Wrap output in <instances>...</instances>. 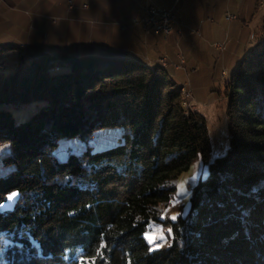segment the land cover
I'll return each instance as SVG.
<instances>
[{
  "label": "trees",
  "instance_id": "trees-1",
  "mask_svg": "<svg viewBox=\"0 0 264 264\" xmlns=\"http://www.w3.org/2000/svg\"><path fill=\"white\" fill-rule=\"evenodd\" d=\"M254 34L239 36L229 147L213 157L206 117L181 94V57L0 32V159L12 166L0 173V264H264V28ZM201 160L209 173L190 201L159 212ZM153 221L167 236L156 249Z\"/></svg>",
  "mask_w": 264,
  "mask_h": 264
},
{
  "label": "crops",
  "instance_id": "crops-1",
  "mask_svg": "<svg viewBox=\"0 0 264 264\" xmlns=\"http://www.w3.org/2000/svg\"><path fill=\"white\" fill-rule=\"evenodd\" d=\"M256 1L0 0V32L18 37L24 31V42H28L30 36H34L31 33L34 29H53L58 35L80 40L83 45L93 42L113 45L131 43L133 51L142 52L152 60L162 54L176 60L184 54L188 68H194L197 62L235 66L239 55H235L234 51L242 45L238 38L256 16L258 10L250 17ZM147 3L174 8L178 16L175 32L168 37L146 34L136 20L145 13ZM228 12L236 14L237 18L228 20ZM238 15L242 20L247 19V24L238 21ZM51 37V34L46 36L47 39ZM220 43L224 44L223 48L219 47ZM214 51L219 54L215 55Z\"/></svg>",
  "mask_w": 264,
  "mask_h": 264
},
{
  "label": "rangeland",
  "instance_id": "rangeland-1",
  "mask_svg": "<svg viewBox=\"0 0 264 264\" xmlns=\"http://www.w3.org/2000/svg\"><path fill=\"white\" fill-rule=\"evenodd\" d=\"M71 3L72 2H70V4ZM263 5L264 0H261L260 7L256 13V16L250 22V28L253 32V36L255 35L254 33L256 31H259L260 29L264 28ZM53 17L55 18V16ZM30 26L31 28L33 27V25L31 24ZM23 30L28 31L29 29ZM27 31L25 32L27 33ZM31 33H34V36H30V41L38 42L46 49L73 50L75 47L89 45H83V42H81L80 40H76L74 39V37L71 36L58 35V32H55L53 29H49L47 31L34 29ZM48 34L52 35L51 39L46 38ZM16 39L19 38L16 37ZM238 41H240V37L238 38ZM254 42L255 39H253L250 43L252 44ZM250 43L248 45H251ZM25 46H27L26 43H21L20 45L21 48H24ZM219 47L223 48L224 44L220 43ZM2 49L0 47V69L5 66V63L7 62L6 59H8V50L3 51ZM1 50L4 52L3 54ZM214 52L215 55L219 54V52ZM234 52L236 53L235 55H238V53H240V49H236V51ZM154 54L157 55V53ZM181 56L185 58L186 62V56L184 54H180L179 58ZM195 65L196 66L194 68H188L184 65L182 66V68L176 66L177 68H179L176 74L177 78H180L182 79L181 81H184V85L181 88V94L184 95L186 98L185 106L187 107V109L197 110L202 113L207 119L212 137V156L216 157L219 155H223L226 152L230 142L228 117V105L230 97L225 92V82L228 81V78L234 71V66H219V64L215 62H197V64ZM189 73L192 74L190 75ZM11 170L12 166L3 165L2 159H0V173L4 174ZM208 173L209 171L207 169V165L202 160L200 168L196 169V167L193 166L190 170L183 171L179 175L178 179L173 181L174 183H177L178 198L174 199L173 201L162 202L161 204H159L157 206L159 212H162L164 214L166 212H169L175 202H184L187 204L190 201V197L192 194L191 181L196 176H198V174L202 177ZM170 213H172V215L174 216L178 212L172 211ZM165 233L166 229H163L159 224H156V222L154 221L151 222L149 230L146 231V236L151 244L152 249H156L160 247L162 243L167 242V236Z\"/></svg>",
  "mask_w": 264,
  "mask_h": 264
},
{
  "label": "built area",
  "instance_id": "built-area-1",
  "mask_svg": "<svg viewBox=\"0 0 264 264\" xmlns=\"http://www.w3.org/2000/svg\"><path fill=\"white\" fill-rule=\"evenodd\" d=\"M179 0H176L178 2ZM145 13L136 20L137 24H141L146 34H161L164 37L170 36L175 32L178 16L174 8L162 7L153 3H147L144 6ZM228 20H233L236 14L228 12L226 14ZM161 61L167 63V57H162ZM185 58L181 56V61L176 65L183 66Z\"/></svg>",
  "mask_w": 264,
  "mask_h": 264
},
{
  "label": "snow or ice",
  "instance_id": "snow-or-ice-1",
  "mask_svg": "<svg viewBox=\"0 0 264 264\" xmlns=\"http://www.w3.org/2000/svg\"><path fill=\"white\" fill-rule=\"evenodd\" d=\"M8 199H9V200H11V199H12V197L10 196V197H8ZM171 219L175 220V219H176V217H175V216H173V217H171Z\"/></svg>",
  "mask_w": 264,
  "mask_h": 264
},
{
  "label": "bare ground",
  "instance_id": "bare-ground-1",
  "mask_svg": "<svg viewBox=\"0 0 264 264\" xmlns=\"http://www.w3.org/2000/svg\"><path fill=\"white\" fill-rule=\"evenodd\" d=\"M165 65L167 64V63H164ZM184 91H186V90H184Z\"/></svg>",
  "mask_w": 264,
  "mask_h": 264
}]
</instances>
